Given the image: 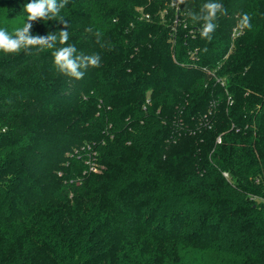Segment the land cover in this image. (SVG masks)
I'll list each match as a JSON object with an SVG mask.
<instances>
[{"label":"trees","instance_id":"trees-1","mask_svg":"<svg viewBox=\"0 0 264 264\" xmlns=\"http://www.w3.org/2000/svg\"><path fill=\"white\" fill-rule=\"evenodd\" d=\"M218 2L208 42L172 0H68L80 80L0 52V264H264V0Z\"/></svg>","mask_w":264,"mask_h":264},{"label":"clouds","instance_id":"clouds-1","mask_svg":"<svg viewBox=\"0 0 264 264\" xmlns=\"http://www.w3.org/2000/svg\"><path fill=\"white\" fill-rule=\"evenodd\" d=\"M68 0H32L24 6L23 25L16 27L13 32H9L7 28L0 27V52L4 54H19L21 51L31 53L33 49L37 51L52 50L51 54L54 58V65L58 72L68 77L80 80L85 75L88 67L99 68L101 66V57L99 54L84 55L77 53L74 45L68 44L70 34L66 30L68 24L64 21V17L60 15L61 10L66 7ZM181 5L185 6L184 26L188 27L189 21L193 26L202 23L199 28V34L202 39L211 42L213 33L218 27L216 21L219 16L227 15V10L218 0H207L203 3L199 11L192 10L188 6V0H172V7L177 8ZM37 20L49 21L57 20L63 24V29L47 35H33L31 29L33 22ZM252 28L251 16L243 13L237 21L233 30L234 34H240L244 30ZM85 32L94 34L96 43L101 47L102 33L99 30L93 32L92 27L85 29ZM57 45H60L57 47ZM207 52V48L203 49Z\"/></svg>","mask_w":264,"mask_h":264}]
</instances>
